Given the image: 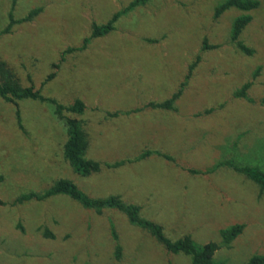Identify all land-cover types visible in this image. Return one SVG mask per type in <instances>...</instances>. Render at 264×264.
Wrapping results in <instances>:
<instances>
[{
    "label": "rangeland",
    "instance_id": "374dc122",
    "mask_svg": "<svg viewBox=\"0 0 264 264\" xmlns=\"http://www.w3.org/2000/svg\"><path fill=\"white\" fill-rule=\"evenodd\" d=\"M131 1L0 0V61L22 86L65 106L84 103L83 114L65 116L83 124L85 158L113 164L150 153L80 176L64 158L65 127L52 105L0 98V264H191L119 211L97 214L65 195L15 203L58 180L92 199L118 196L139 206L141 217L160 225L172 241L190 236L200 245L220 243V230L244 225L215 253L216 262L246 264L264 255V191L225 166L264 169V0L248 13L252 20L240 36L251 56L230 41L232 24L243 13L230 9L215 18L225 0H148L120 17L114 31L60 63L63 51L82 46L93 24H105ZM36 9L41 13L31 22L2 34L11 12L19 20ZM194 62L176 111L144 109L170 99ZM52 72L55 77L43 84ZM246 83L255 103L234 97Z\"/></svg>",
    "mask_w": 264,
    "mask_h": 264
},
{
    "label": "trees",
    "instance_id": "16d2710c",
    "mask_svg": "<svg viewBox=\"0 0 264 264\" xmlns=\"http://www.w3.org/2000/svg\"><path fill=\"white\" fill-rule=\"evenodd\" d=\"M148 0H132L125 8L115 13L105 24L96 25L93 24L91 28V33L88 37L84 39V42L80 48H69L61 53L60 63L64 62L65 55L71 54L73 52L84 51L91 40L104 37L114 31L115 24L120 17L130 13L132 10L143 6ZM260 2L257 0H225V2L220 5L215 11V18H218L222 13L227 10L235 9L243 14L239 15L233 22L230 41L234 46L247 56L253 55V49L247 47L241 40L240 36L243 30L251 22L252 17L248 13L256 10L260 6ZM41 13V9H36L30 11L25 17L19 20L13 19L12 12L10 13V22L8 26L2 31V34H7L10 32L11 28L15 24H22L31 22L35 17ZM149 42H155L148 40ZM197 62V61H196ZM196 62L189 68V73L185 80L180 84L179 89L174 93L170 99L164 101L163 103H148L144 109H157V110H167L176 111L174 105L175 102L181 97L183 91L185 90L187 81L190 77L191 70L196 66ZM60 63L53 64L52 69H59ZM258 73V71H257ZM256 73V74H257ZM55 77V73H50L44 80V83L51 81ZM251 87V83L244 84L241 89L234 93L235 98L245 99L250 103H255L247 95V91ZM0 98L11 104H16L22 100H35L41 103H47L54 107V115L57 120L61 122L65 127V132L67 140L63 146V154L65 160L68 162L72 170L83 177H88L93 174L99 173L102 168L106 169H117L126 164H131L140 160H143L150 156V153H144L142 156L137 157L134 160H125L120 162H115L113 164H102L93 160L85 158L86 151L88 149V139L87 135L83 129V124L80 120L75 118H70L65 116V113H72L81 115L85 111V105L81 100H75L73 104L65 106L57 102L55 99L46 98L41 95L39 90H35L31 86H22L19 79L16 77L15 73L8 67V65L0 61ZM261 105H264V98L259 101ZM134 110L123 113H108L111 118L117 117L119 114L130 115L141 111ZM209 112V111H207ZM17 125L19 129L23 132V128L20 121L19 111L16 110ZM166 160L170 161V158L163 156ZM220 165L210 168L203 174H211ZM225 166L231 168L235 173L243 175L246 179L255 183L260 191H264V169L263 167L255 166H238L233 163H227ZM191 174H197V172H191ZM57 195H65L70 199L79 203L83 208L92 210L97 214H101L103 210L112 209L123 213L129 223L135 227L142 229L147 232L151 237H153L163 248L170 254L177 255L182 254L190 258L191 264H225L223 262H216L214 260L215 253L222 247H228L237 237H239L243 230L244 225H233L227 229L220 230V243L210 242L205 245L197 244L190 236H184L176 241L168 239L163 232V228L149 220L141 217V208L136 205L126 204L118 196H111L105 199H92L83 194L75 184L68 180H58L56 181L47 191L42 194L29 193L28 195L21 196L15 203L21 204L23 202L36 201L43 202L51 197ZM0 205H4L0 201ZM45 237L53 238V235L47 230L43 232ZM112 236L116 241L117 237L112 228ZM121 255V248L119 245L115 247V256L119 258ZM246 264H264V255H255L249 259Z\"/></svg>",
    "mask_w": 264,
    "mask_h": 264
}]
</instances>
